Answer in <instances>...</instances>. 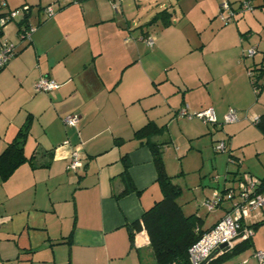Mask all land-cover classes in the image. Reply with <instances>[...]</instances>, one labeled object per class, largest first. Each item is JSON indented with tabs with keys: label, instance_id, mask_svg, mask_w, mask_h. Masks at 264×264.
Masks as SVG:
<instances>
[{
	"label": "crops",
	"instance_id": "crops-1",
	"mask_svg": "<svg viewBox=\"0 0 264 264\" xmlns=\"http://www.w3.org/2000/svg\"><path fill=\"white\" fill-rule=\"evenodd\" d=\"M5 1L0 12L31 5L28 21L35 28L30 39L19 40L18 23L13 30L9 23L1 27V37L14 41L16 52L0 70V95L14 99L5 112L0 109V153L30 114L24 152L34 160L0 179V264H143V248L151 255L148 237L142 230L131 238L128 224L161 195L150 144L161 145L163 151L173 143L164 133L183 117L176 115L183 106L187 111L212 107L218 123L223 121L231 106L218 94L230 78L243 80L242 95L248 96L245 71L264 69V0H252L257 9L240 13L241 22L234 18L235 25L219 29L216 24L213 37L199 35L202 25L207 20L213 25L223 2L240 0L137 4L143 23L128 20L125 0ZM47 6L53 8L49 17L43 13ZM163 9L169 15L149 23ZM178 14L180 22L184 19L198 33L195 40L180 35L183 30L173 25ZM128 23L135 25L137 37L126 38ZM154 25L160 35L150 47L145 38ZM250 28L260 31L252 40V56L246 54L249 42L241 35ZM160 50L168 53L167 72L149 59ZM41 76L59 87L35 91ZM261 113H253L252 121ZM70 114L78 116L75 125L64 122ZM149 122L162 130L148 140L135 137ZM76 148L83 166L74 172L67 164ZM129 183L134 188L116 196ZM246 223L255 224L253 235L240 236L235 244L248 240L249 245L220 264H258L254 253L264 249V207L253 211ZM22 252L29 254L18 259Z\"/></svg>",
	"mask_w": 264,
	"mask_h": 264
},
{
	"label": "rangeland",
	"instance_id": "rangeland-1",
	"mask_svg": "<svg viewBox=\"0 0 264 264\" xmlns=\"http://www.w3.org/2000/svg\"><path fill=\"white\" fill-rule=\"evenodd\" d=\"M161 1L166 6L170 5L169 0H125L124 5L128 3V7H125L126 16L130 22L135 21L136 23L140 21V23H143L145 19H141L142 17L140 14L136 15L137 4L145 7L149 6V3H151L152 7H157V3ZM172 3L175 5V1ZM232 4L235 6L237 5L236 2ZM253 9L255 10L257 8L255 7ZM248 12L251 11L246 10L244 12H237L235 14L237 22L242 21L243 16H240V13L246 15ZM218 13L219 10L214 19H212V21L214 20V23L211 27L208 25L209 20L202 25L203 27H201L199 35L213 37L215 35L214 31L216 30V24H218V29L235 25L234 22L236 20L224 24V22L219 19ZM179 18L180 14H178V18L172 23L175 27L183 30L180 31V35H183V33L185 35L188 34L192 37V40H195V37L199 36L198 33L195 34V31L191 26L186 25L187 22L184 21V19L180 22ZM245 18L247 19L246 16ZM194 19L197 21V18ZM202 20L203 18L201 17V20L198 22H202ZM14 26L16 28L15 22L12 21L8 24V29L13 30ZM128 26L130 27V30L131 28L132 30H127L126 38H130L131 35L132 38L137 37L139 32L134 28L135 25L128 23ZM183 26L184 29H182ZM126 28L128 29L127 26ZM150 29H152L150 36L153 41H155V37L160 35L159 27L154 25ZM259 32V28H250L242 32L244 34L241 35L244 36L245 43L246 41L249 42L247 43L249 45L244 47V49L256 46L252 45L254 43L252 40L259 35ZM223 35H225V32ZM156 46L157 45L153 48L155 49ZM208 46L209 45H207V47ZM142 48L144 52L149 51L145 45H142ZM212 56L213 54L211 55V58ZM167 57V50H160L158 53L150 55L149 59L157 63L159 68L163 69V72H165L169 68L166 61ZM243 59L246 60V63H249L252 60L249 56H244ZM225 63L228 64L227 61H225ZM250 69H252L253 73L251 78L253 80L258 78V95H256L254 91L247 70L245 71L246 82L250 88L248 96L242 95L243 80L239 78H230L228 85L218 94V98L221 99V97H223V101L229 103L231 109H234L239 113V120L231 123H222L223 121H219L218 124L212 125L205 124L201 119L194 116L192 119L183 116L180 117L181 119H175L173 124H169L170 128L164 133L165 138L169 137L171 141L173 140V143L168 142L166 144V147L162 151V156L166 159V161L163 162L166 173L173 176V182L182 190L177 202L181 204L185 215L195 213L197 216L201 217L203 220V227L210 226L223 214L222 208L218 207L211 211H207L203 205L204 199L211 195L213 189L222 188L224 184L235 186L236 182L232 180L237 177L236 172L238 171H248L260 179L264 178V136L252 121L253 113L264 111V75H260V73H262L260 67L255 66L250 67ZM168 74H170V71H168ZM212 83H214V81L210 82L209 85ZM220 83L221 82L219 81L218 84ZM0 101H4L0 103V109L5 112L8 103H13L14 99H9L7 101L0 95ZM246 110L248 111V116H245ZM187 112L188 114L193 115L196 111L188 109ZM182 130L183 134L181 133ZM221 140L225 141L227 150L225 152H217L214 149L215 144L219 143ZM25 148L27 154H29V147L26 146ZM229 152L241 160L239 166L237 163H231L228 161ZM225 178L227 181L224 180ZM159 198H161V195ZM148 254V248H143V264H155L152 255L148 256Z\"/></svg>",
	"mask_w": 264,
	"mask_h": 264
},
{
	"label": "built area",
	"instance_id": "built-area-1",
	"mask_svg": "<svg viewBox=\"0 0 264 264\" xmlns=\"http://www.w3.org/2000/svg\"><path fill=\"white\" fill-rule=\"evenodd\" d=\"M6 6L5 0H0V9ZM114 8L115 4L112 5ZM254 5L252 0H240L237 5L230 4L228 1L222 3L219 11V18L224 23L232 22L237 12H243L246 10H252ZM225 10V12H224ZM30 6L25 4L15 8L5 9L0 12V28L6 24L14 21L18 23L17 37L19 40H25L31 38V33L34 30V26L26 24V15L30 13ZM53 14V8L47 6L44 9L45 17H49ZM145 42L152 47L154 41L151 36H146ZM16 52V43L14 41L4 39L0 37V68H2L9 59ZM256 52L255 47L246 49V54L252 56ZM249 77L253 76L252 69H248ZM59 83L54 79L41 76L35 83L34 89L38 92H48L59 87ZM255 93L258 92V87H254ZM178 116L187 115L189 118L197 117L207 124H217V117L212 107H207L202 110L196 111L193 115L188 114L185 106L181 107L177 111ZM239 119V113L234 109H229L224 117L223 122L231 123ZM258 117L253 119L255 122ZM78 121L76 114H70L64 118V122L68 125H75ZM215 151L225 152L226 144L224 140L214 146ZM228 161L231 163H237L239 166L241 160L228 153ZM83 166L82 159L80 157L79 149H73L70 154V159L67 164V169L71 171H77ZM232 181L236 182V185L224 184L222 188H215L212 190L211 195L206 197L203 201V205L207 211H211L214 208H222L224 210L222 216H220L216 222L205 231L201 237L188 248V259L191 264H200L207 260L215 249H217L214 257L222 254L223 252L233 248L236 240L241 236L249 238L253 235V228L248 226L246 219L251 216L253 211L264 207V192L261 189L262 181L257 176L248 171H238ZM224 180L227 181L225 178ZM225 245L226 249H222L220 246ZM254 256L258 260V264H264V249L256 250ZM213 258V257H211ZM210 258V259H211Z\"/></svg>",
	"mask_w": 264,
	"mask_h": 264
},
{
	"label": "trees",
	"instance_id": "trees-1",
	"mask_svg": "<svg viewBox=\"0 0 264 264\" xmlns=\"http://www.w3.org/2000/svg\"><path fill=\"white\" fill-rule=\"evenodd\" d=\"M29 6L31 10V5ZM44 9L45 7L43 8V13ZM29 14L26 15L25 22L26 24L33 26L28 21ZM167 15H169L168 12L163 9L157 12L149 23L156 22L158 19ZM164 24L167 25V21L164 22ZM1 36L2 31L0 28V37ZM2 68H0V70ZM260 70L262 71L260 75H264V69ZM250 79L253 87H258V78L253 80L250 77ZM258 93L259 88L256 95H258ZM31 123L32 115L29 114L24 123L19 127L15 137L7 142L6 146L0 153V179L2 181L7 179L22 163L33 162L34 157L32 155L27 156L24 152V143L28 136ZM254 123L257 129L264 136V111L258 116V119ZM161 130L162 129L160 127L149 122L137 129L134 136L148 140L151 136L157 134ZM150 147L152 149L153 161L157 171L156 181L161 190V198L156 200L151 207L146 209L139 219L128 224L130 237L132 238L134 232L137 231L143 230L146 232L148 237V247L151 251L155 264H191L188 259V248L195 243L205 231L209 230L210 227L203 228L202 218L197 216L195 213L189 215L184 214L181 204L177 202L182 190L176 183L173 182V176L168 175L165 171L162 159V150L160 148L161 145L151 143ZM261 181V189L264 191V178L261 179ZM133 188L134 186L132 183H129V185L126 184L123 191L116 196L130 191ZM254 225H252V227H254ZM24 233L25 232L22 231L20 233V237L23 236ZM248 245V240L236 243L233 248L223 252L221 255L205 260L200 264H220L223 260L237 252H240ZM28 254L29 252L19 253L17 258H25Z\"/></svg>",
	"mask_w": 264,
	"mask_h": 264
},
{
	"label": "water",
	"instance_id": "water-1",
	"mask_svg": "<svg viewBox=\"0 0 264 264\" xmlns=\"http://www.w3.org/2000/svg\"><path fill=\"white\" fill-rule=\"evenodd\" d=\"M222 249H226V247H225V245L223 244V245H221L220 246ZM216 252H217V249H215L214 251H212V253L210 254V256H209V258L208 259H210L211 257H214V255L216 254ZM207 259V260H208Z\"/></svg>",
	"mask_w": 264,
	"mask_h": 264
}]
</instances>
